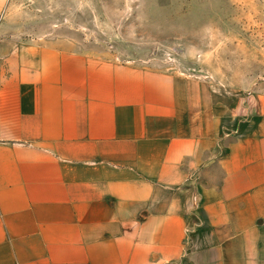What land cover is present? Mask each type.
Masks as SVG:
<instances>
[{"label":"crops","instance_id":"0c3cea01","mask_svg":"<svg viewBox=\"0 0 264 264\" xmlns=\"http://www.w3.org/2000/svg\"><path fill=\"white\" fill-rule=\"evenodd\" d=\"M9 5L0 264H264V90L224 109L202 79L16 40Z\"/></svg>","mask_w":264,"mask_h":264},{"label":"rangeland","instance_id":"374dc122","mask_svg":"<svg viewBox=\"0 0 264 264\" xmlns=\"http://www.w3.org/2000/svg\"><path fill=\"white\" fill-rule=\"evenodd\" d=\"M17 38L205 80L224 109L264 90V0H9ZM6 16V17H5ZM43 38V39H42Z\"/></svg>","mask_w":264,"mask_h":264}]
</instances>
